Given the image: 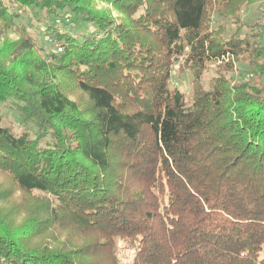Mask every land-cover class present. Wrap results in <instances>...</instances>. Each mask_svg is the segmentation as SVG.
I'll list each match as a JSON object with an SVG mask.
<instances>
[{
  "label": "trees",
  "instance_id": "obj_1",
  "mask_svg": "<svg viewBox=\"0 0 264 264\" xmlns=\"http://www.w3.org/2000/svg\"><path fill=\"white\" fill-rule=\"evenodd\" d=\"M102 1L117 19L92 0H0L18 34L0 48V264H264L263 33L240 17L258 0ZM31 10L96 31L18 24Z\"/></svg>",
  "mask_w": 264,
  "mask_h": 264
},
{
  "label": "rangeland",
  "instance_id": "obj_2",
  "mask_svg": "<svg viewBox=\"0 0 264 264\" xmlns=\"http://www.w3.org/2000/svg\"><path fill=\"white\" fill-rule=\"evenodd\" d=\"M7 1V0H6ZM93 5L97 9L107 8L112 11V15L114 18H118L119 14L117 11L112 9V6L106 2H103L102 0H92ZM240 17L243 23L245 24H251L253 22H257V26H251V27H243L242 30L245 33H256L259 30L263 35L260 37L259 42L261 45H264V0H258L252 3L250 6H246L242 8V11L240 12ZM41 18V19H39ZM18 24H27L29 26H33L34 28L41 27V29L44 31L48 25L56 24L60 28H62L64 31L75 35L77 37L83 36V35H89L91 32L96 31V27L86 22L82 17H77L70 11L66 10L62 13L61 19H55L54 17H46L44 13L38 14L35 11H27L22 14V18H20L17 21ZM236 25L230 24L228 25V31L229 33L235 31ZM228 36V35H227ZM18 34L13 30V28H6L5 26L0 25V48L2 44L8 40H17ZM51 38L47 37L44 40V46L47 49H51L50 46ZM54 45V49H57L59 53L63 51V46L60 43L53 42L51 43ZM52 48V49H53ZM14 58V55L11 56L9 61H12ZM211 75L206 76V82L209 80ZM233 77L235 80H247L250 79V75L248 74V67L243 64L237 65V71L233 74ZM191 80L192 76L187 73L181 74L179 72L178 64H175L173 68V75L171 80V86L174 88L179 89L183 93H185L187 96L189 95V89L191 87ZM70 89H73V98L78 99L82 102L83 105H86V99L83 97L84 95L77 90L74 83H71L69 86ZM3 111L5 115L8 117L9 122L13 124L17 131L21 130V127L18 122V117L16 113L7 106L3 107ZM6 179L4 177L0 176V183H5ZM6 187H10V182H6L3 184ZM21 195L20 193H15L14 200L15 202H20ZM23 200V198H22ZM26 201V200H24ZM127 252L120 251L119 255L123 259V261H126V257H128Z\"/></svg>",
  "mask_w": 264,
  "mask_h": 264
}]
</instances>
